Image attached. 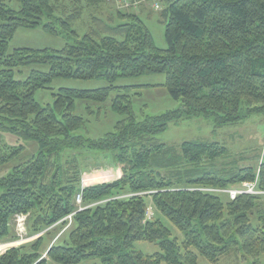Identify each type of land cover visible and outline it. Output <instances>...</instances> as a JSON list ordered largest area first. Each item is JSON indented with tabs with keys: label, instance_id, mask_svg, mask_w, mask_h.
Wrapping results in <instances>:
<instances>
[{
	"label": "trees",
	"instance_id": "16d2710c",
	"mask_svg": "<svg viewBox=\"0 0 264 264\" xmlns=\"http://www.w3.org/2000/svg\"><path fill=\"white\" fill-rule=\"evenodd\" d=\"M107 4L0 0V138L9 134L37 149L0 179V245L18 240L12 225L18 215L27 216V237L36 238L0 254V264L93 259L101 264H199V258L219 264L230 254L264 264V211L259 207L264 196L223 201L220 195L197 191L237 189L256 175V189L264 191V152L255 167H240V158L216 170L215 163L228 155L224 145L158 140L170 124L193 118L210 121L214 133L254 116L264 119V0L166 1L158 13L166 49L156 46L143 19L131 10L101 14L98 10ZM77 23L84 24V34L75 29ZM38 28L74 44L8 53L18 29ZM33 65L48 71L14 78L15 69ZM156 74L164 75L163 87L180 106L160 115H136L131 102L136 87L113 83ZM56 79L105 80L109 85L62 88L51 104L41 106L35 92L49 90ZM111 93L109 110L119 119L111 131L92 139L87 126L102 119L101 107L94 105L104 104ZM79 102L85 103L84 114L77 113ZM24 150L22 144L8 147L0 141V168ZM99 159L111 161L113 179L84 185L88 163L96 167ZM73 213L69 223L65 219ZM159 216L183 239L172 238ZM52 234L55 241L44 250ZM139 242L156 244L159 251H134Z\"/></svg>",
	"mask_w": 264,
	"mask_h": 264
},
{
	"label": "rangeland",
	"instance_id": "374dc122",
	"mask_svg": "<svg viewBox=\"0 0 264 264\" xmlns=\"http://www.w3.org/2000/svg\"><path fill=\"white\" fill-rule=\"evenodd\" d=\"M144 12L141 18L145 22L147 28L149 29L154 43L160 49H166V42L164 39V24L159 16V12L153 11L149 6ZM111 8V9H110ZM116 9L115 6L104 5L99 12H108L109 10ZM136 12V10H132ZM138 11V10H137ZM89 13L86 15L87 21ZM97 12H95L96 14ZM77 32L82 35L84 34V24L75 25ZM74 42L71 39L60 36H52L43 32L40 28L38 29H18L12 40L8 44V53L13 52L16 49H34V50H61L67 45H73ZM32 70H38L42 72H47L48 68L46 66H27L14 70V78L16 80H24ZM164 75H144L137 78H120L116 80L113 85L116 87H136L132 90V94H136L131 98L132 108L136 115H140L142 112L146 115H160L166 111L177 109L180 106L178 101H174L168 94L167 90L163 87ZM109 85L105 80H91V81H81L73 79H56L50 85L49 90H37L34 94V99L41 105L45 106L52 103L53 94L57 93L59 89H74V90H95L99 88H104ZM115 96V93H111L107 101L102 105H94V108L101 107L102 119L99 122H92L87 126L89 137L92 139H97L104 135L105 133L112 130L113 125L119 119L117 115L113 114L109 110V104L111 99ZM85 103H78V114H84L83 107ZM160 143H165L167 145H176L184 141L190 140H204L208 142H215L224 145L228 149V155L222 159H219L213 168L216 170H221L225 167L233 165V162L237 159H244L238 161V165L252 166L255 167L260 162L261 157L264 152V119L260 116H254L240 124L224 127L217 132L212 131V124L210 121L193 118L190 120L181 121L175 124H170L165 133L158 136ZM0 141L8 147H16L19 145H24L25 150L23 153L15 159L11 164L0 168V179L5 177L11 170L13 165L17 164L24 158H29L36 153V145L32 142L19 143L17 139L9 134H3ZM96 167L93 164L88 163L87 169L82 175L84 185H92L103 182H109L113 179V167L111 161H105L99 159L96 161ZM223 201L227 200L226 195H220ZM259 207L264 211V198L260 200ZM148 217L153 219L156 217L152 207L150 206L148 211ZM160 221L170 230L172 238H177L179 241L183 239V235L179 232L167 219L159 216ZM255 223V218H253ZM25 230L26 221L25 218ZM14 229V236L18 237L17 233L19 231L16 221L12 222ZM59 232V230L57 229ZM27 232V230H26ZM57 232V233H58ZM57 233H54L57 235ZM20 234V232H19ZM27 234V233H26ZM51 235L48 240L45 241V247L50 243L53 244L55 241ZM18 246L22 243H27L25 241H20ZM15 244V247L17 246ZM134 251L142 252L143 254H153L158 252V246L156 244H150L147 242L136 243L133 247ZM0 254L4 253L6 250H0ZM43 256H45L43 254ZM264 260L262 259L261 262ZM252 260L246 262L241 261L240 257L234 254L227 255L223 257L219 264H251ZM48 264H54L48 262ZM79 264H101L99 259L85 260ZM199 264H208L202 258H199Z\"/></svg>",
	"mask_w": 264,
	"mask_h": 264
},
{
	"label": "built area",
	"instance_id": "2783aa9c",
	"mask_svg": "<svg viewBox=\"0 0 264 264\" xmlns=\"http://www.w3.org/2000/svg\"><path fill=\"white\" fill-rule=\"evenodd\" d=\"M166 1H175V0H105L106 3L115 6L119 10H136L142 3H145L149 6L153 11L160 12L163 9V5ZM257 176L255 181L252 183H244L239 188L233 190H222V189H197V191L204 192V193H212L216 195H226L229 200H234L240 195H260L264 196V191H258L256 189L257 185ZM75 203L78 207L77 211H81L82 208V198L80 194H77L75 197ZM74 213L69 215L65 220L71 223L72 217ZM25 218L24 215H18L15 218L18 230L20 232L17 233L18 240L14 243L2 244L0 245V250H7L9 248L15 247V244L21 243L20 241L29 242L36 237H27V232L25 230ZM23 244V243H22ZM18 246V245H17ZM1 252V251H0Z\"/></svg>",
	"mask_w": 264,
	"mask_h": 264
},
{
	"label": "crops",
	"instance_id": "0c3cea01",
	"mask_svg": "<svg viewBox=\"0 0 264 264\" xmlns=\"http://www.w3.org/2000/svg\"><path fill=\"white\" fill-rule=\"evenodd\" d=\"M111 9V8H110ZM148 9L147 5L145 3H142L137 9H136V13L137 15H139L140 17L143 16L144 12ZM138 10V11H137Z\"/></svg>",
	"mask_w": 264,
	"mask_h": 264
}]
</instances>
